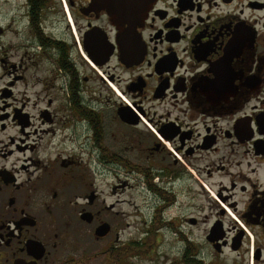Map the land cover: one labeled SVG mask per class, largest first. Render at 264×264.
<instances>
[{
  "label": "flooded vegetation",
  "instance_id": "af4514ba",
  "mask_svg": "<svg viewBox=\"0 0 264 264\" xmlns=\"http://www.w3.org/2000/svg\"><path fill=\"white\" fill-rule=\"evenodd\" d=\"M0 2V264H264V0Z\"/></svg>",
  "mask_w": 264,
  "mask_h": 264
},
{
  "label": "water",
  "instance_id": "95a60500",
  "mask_svg": "<svg viewBox=\"0 0 264 264\" xmlns=\"http://www.w3.org/2000/svg\"><path fill=\"white\" fill-rule=\"evenodd\" d=\"M137 1L139 4L123 3L109 5L106 7V11L110 17L111 23L118 28H120L125 23H128V25H130V29H134L137 25L142 24L154 0ZM120 57L124 62V57ZM118 114L124 121L129 123L138 122L137 116L131 110H129V107L125 105L118 110Z\"/></svg>",
  "mask_w": 264,
  "mask_h": 264
},
{
  "label": "rangeland",
  "instance_id": "374dc122",
  "mask_svg": "<svg viewBox=\"0 0 264 264\" xmlns=\"http://www.w3.org/2000/svg\"><path fill=\"white\" fill-rule=\"evenodd\" d=\"M8 5H4L2 2H0V12L1 11H3L2 13H5L6 11H7V9H8ZM98 91L101 93L100 94V96L98 95V97L100 98V99H103L104 98V96L105 95H107L108 94V90L107 89H105V90H103L102 89V91L98 88ZM115 92V91H114ZM116 93V92H115ZM101 103H102V105L104 106V107H106V106H108L107 105V103H106V101L105 100H103V101H101ZM122 103H124V102H122ZM104 110V114H108L109 113V109H107V108H105V109H103ZM146 122L150 125V126H152V124L146 119ZM147 125V124H146ZM146 125H144V127H146L148 130H145L146 132H150L151 133V128H149L148 126H146ZM111 126V124H109V127ZM118 128V125H113V129L114 130H116ZM124 146V145H123ZM121 149V148H120ZM116 150V149H115ZM134 152L133 151H129L128 153H126L127 154V158L130 160V161H132L133 163H134V160H137V158H134V154H133ZM134 159V160H133ZM140 162V161H139ZM115 171H117V172H119L120 174H121V169H118V168H115ZM132 174V173H131ZM133 175V174H132ZM108 190V189H107ZM135 190V189H134ZM138 191V190H137ZM132 192V191H131ZM140 225V226H139ZM136 226H138V227H141L142 226V224L140 223V222H138V220H134V222H132V224H131V227H130V238L131 237H134L136 234H138L139 236H140V238H141V230H137L136 229ZM147 226H148V223H147ZM141 228H145V225L144 226H142ZM203 228H204V225L202 224V225H197L196 227H195V229H194V237L195 238H197V239H201V235H203ZM133 249H135V248H133ZM137 249V248H136ZM156 249L155 248H150V249H148L147 251H146V254H144V256H141V257H136L137 259H162L161 258V256H160V254L159 253H157L156 254ZM144 264H149L148 262L147 263H144Z\"/></svg>",
  "mask_w": 264,
  "mask_h": 264
},
{
  "label": "bare ground",
  "instance_id": "6f19581e",
  "mask_svg": "<svg viewBox=\"0 0 264 264\" xmlns=\"http://www.w3.org/2000/svg\"><path fill=\"white\" fill-rule=\"evenodd\" d=\"M126 99V98H125Z\"/></svg>",
  "mask_w": 264,
  "mask_h": 264
}]
</instances>
